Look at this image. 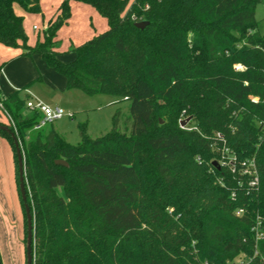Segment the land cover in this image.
Returning <instances> with one entry per match:
<instances>
[{"label":"trees","instance_id":"16d2710c","mask_svg":"<svg viewBox=\"0 0 264 264\" xmlns=\"http://www.w3.org/2000/svg\"><path fill=\"white\" fill-rule=\"evenodd\" d=\"M40 1L0 0V44L38 54L66 89L131 103L127 131L114 125L93 138L79 125L72 144L42 127L26 141L40 112L22 114L25 97L0 92L13 122L0 124L22 145L33 264H264L260 0H61L31 46L24 13H40ZM71 2L96 10L107 29L64 62L57 34ZM182 111L190 129L179 125ZM0 136L25 215L14 142Z\"/></svg>","mask_w":264,"mask_h":264},{"label":"rangeland","instance_id":"374dc122","mask_svg":"<svg viewBox=\"0 0 264 264\" xmlns=\"http://www.w3.org/2000/svg\"><path fill=\"white\" fill-rule=\"evenodd\" d=\"M82 5H84L81 6L84 9L78 14L90 13L89 16H92V19H90L93 26L92 31L95 30L97 34L104 31V29L106 30L107 28L105 27H107V25L105 18L90 6L85 4ZM256 5L255 19L259 22L258 31L261 34H264V0H260ZM54 8L51 7L52 10H54ZM53 12L55 11H52V13ZM34 16H41V14ZM34 16H28L30 18L26 20L24 24L25 28H27V31H29L31 35L36 32L32 28L33 23L37 24L41 29L43 28L41 18L37 20ZM99 20L103 22L104 25H101ZM68 28H70V26L65 27V30L63 29L61 32V38H63L62 43L69 42L74 45L76 44V41H74L72 35L69 34L70 31ZM75 34L81 35V31H78ZM87 36L88 35L82 37V39L87 38ZM60 44L61 43L58 42L57 47H59ZM73 55L74 54L69 51L61 58L62 60H67ZM33 59L43 81L36 80L25 88H28V90L31 91V95H35L38 98L41 97L40 99L43 102H48L49 100V105H59L66 113V116L55 120L52 124L43 126L44 131L46 129L54 128L58 133L65 137L67 142L72 144H78L80 142L81 137L79 135V125L85 124L88 135L93 138L99 137L100 134L111 130L114 125H116L121 131H127V128L129 127L128 117L131 102L115 95L110 96L100 93L88 95L79 89H66V86L61 89L60 87L62 81H64V77L53 69H48L37 55H35V58ZM238 67L240 66L238 65ZM21 96L25 97V100L28 97L27 94L25 95L24 91L21 92ZM23 106L22 114L31 116V111L27 109L25 105ZM68 113H71V115ZM0 114L3 115V119L0 122H9L10 124H13L8 112L3 107H0ZM113 117L116 119L115 122ZM179 117V125L182 126L180 122L183 120L185 121L183 126L190 129L191 125L189 123L191 122V119L186 121L190 116H186L182 111ZM161 121L162 120H160V123H162ZM36 134L37 130L30 129L28 131V136H25L26 141L35 138ZM20 147L22 149L21 142ZM212 147L217 151H221L222 156L225 151L228 152L226 147L219 148L214 144H212ZM228 157L230 158V155H228ZM226 161H228L227 157L216 160L218 164L225 163ZM11 168L13 171L11 183L9 184V182L7 183V169L3 164H0V261L2 264H26L25 240L27 231H25V215H23L21 201L17 194L13 161ZM242 260H246V258L242 257L239 260L237 259L234 264H240V261Z\"/></svg>","mask_w":264,"mask_h":264},{"label":"crops","instance_id":"0c3cea01","mask_svg":"<svg viewBox=\"0 0 264 264\" xmlns=\"http://www.w3.org/2000/svg\"><path fill=\"white\" fill-rule=\"evenodd\" d=\"M60 2L61 0H41L40 1V13H34V14L24 13L23 27L25 28L24 26L25 21L30 18L28 16H34V15H39V14H41V16H34V17L37 20L41 18L42 26H43V24H45L49 20V18L53 16L55 12L52 13V11L56 10ZM70 6H71V11H72L71 17L67 20V22H65L64 25L61 26L57 34V40L61 44L59 47H56V50L58 51V53H60L59 58L61 60H62L61 57H63L66 53H68L69 52L68 50L72 46L79 45L81 44L82 41L92 37L93 35H96L95 30L92 31L93 26L90 21V19H92L91 18L92 16H89L90 13L78 14L82 11V9H84L83 7H81L84 5L78 2H71ZM51 7L52 8L55 7L54 10H52ZM17 12L23 13L20 10H18ZM100 23L101 25H104L103 22L100 21ZM34 25L37 28H33ZM69 26H70V28H68L70 31L69 34L72 35L74 41H76V44L74 45L70 44L69 42L62 43L63 38H61V32L63 29L65 30V27H69ZM32 28L33 30L36 31L40 27L37 26V24L33 23ZM25 31L28 35V43L31 46H33L34 41H35L36 32H34L31 35L30 32L27 31V28H25ZM78 31H81V35L75 34ZM86 35H88L87 38L82 39V37ZM21 53H22V50L20 48L16 49V48H11V47L0 44V92H1V95L4 97L8 96L14 91H19L20 96H21L22 91H24L25 95L28 93H31V91L25 87L29 85L30 83H33L36 80L43 81L41 74L38 73V68L36 67L35 61L33 59L35 58V55H37L39 59H40V56L38 54L27 56V55H21ZM73 58H74V55L70 59L62 60V61L66 62ZM65 84L66 82L64 78V81H62L60 88L63 89L65 87ZM45 102L46 104H48L49 100L48 102L47 101ZM53 106H59V105H53ZM2 119H3V115L0 114V121ZM0 164H3L4 167H6L7 183L9 182L10 184L11 178H12V171H13L11 168L12 153H11L7 140L1 136H0Z\"/></svg>","mask_w":264,"mask_h":264},{"label":"water","instance_id":"95a60500","mask_svg":"<svg viewBox=\"0 0 264 264\" xmlns=\"http://www.w3.org/2000/svg\"><path fill=\"white\" fill-rule=\"evenodd\" d=\"M136 27L143 29L145 25H147V20H139L134 23ZM191 118L189 117L186 121H189ZM162 122V121H161ZM180 124L183 126L185 121H181ZM0 130H3L9 133L10 137H12L14 146H15V153L17 154V169H18V184H19V191L21 200L24 203V212L26 215V240H25V262L26 264H33V216L30 213V207L27 203L26 199V184H25V168H24V161H23V153L21 151L20 142L16 134L8 125L0 124ZM214 165H218L217 162L212 161ZM54 163L57 165L67 166V162L63 159H55ZM0 264L1 261H0Z\"/></svg>","mask_w":264,"mask_h":264},{"label":"built area","instance_id":"2783aa9c","mask_svg":"<svg viewBox=\"0 0 264 264\" xmlns=\"http://www.w3.org/2000/svg\"><path fill=\"white\" fill-rule=\"evenodd\" d=\"M136 21H138L136 19ZM33 28H37L35 25ZM238 69V67H236ZM28 97L25 100V106L27 109H29L31 112L39 111L40 112V119L38 120L37 124L33 127V129L37 130L42 128L43 126L47 124H52L55 120H58L62 118L63 116H66V113L63 108L60 106H50L43 102L40 98H38L35 95H31L30 93L27 94ZM0 107H2L0 102ZM69 114V113H68ZM71 115V113L69 114ZM251 166H254V164L251 163ZM245 172L251 173L250 170L245 169ZM257 182V177H255L251 184H254ZM245 260L240 261V264H244Z\"/></svg>","mask_w":264,"mask_h":264}]
</instances>
